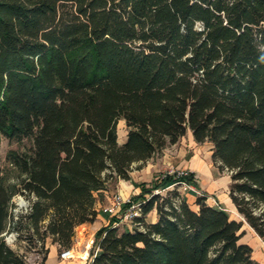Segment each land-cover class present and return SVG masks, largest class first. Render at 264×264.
Segmentation results:
<instances>
[{
    "label": "trees",
    "instance_id": "16d2710c",
    "mask_svg": "<svg viewBox=\"0 0 264 264\" xmlns=\"http://www.w3.org/2000/svg\"><path fill=\"white\" fill-rule=\"evenodd\" d=\"M188 130L213 145L233 203L264 240V0H0V134L33 142L8 155L19 187L0 176V264H26L3 239L17 192L35 200L13 228L46 262L49 242L71 249L96 222L97 193ZM194 178L140 185L135 229L120 233L114 217L89 264H257L240 243L244 222L206 195L194 209L178 189L162 194Z\"/></svg>",
    "mask_w": 264,
    "mask_h": 264
},
{
    "label": "rangeland",
    "instance_id": "374dc122",
    "mask_svg": "<svg viewBox=\"0 0 264 264\" xmlns=\"http://www.w3.org/2000/svg\"><path fill=\"white\" fill-rule=\"evenodd\" d=\"M118 141L119 144H123L122 141L126 140L128 134V128L125 121H120L117 127ZM33 148L32 140H24L21 143L11 142L5 136L0 134V176L2 177L5 184L13 189H17L20 185V172L17 168L8 160V155L11 152H17L20 154L31 153ZM213 145L209 142L198 144L189 134L181 139L177 145H170L166 149L158 152L153 156L146 164L137 163L132 168L131 180H113L109 182L106 190L101 191L96 194L97 203L96 209L98 211V216L101 215L106 219L107 226L110 225L113 221V217L105 215L102 213L103 209L112 204L113 199L117 195H122L126 199L138 196L141 193L140 185L143 183L147 187H151V183L159 178L161 175H166L168 173H175L178 171H187L193 173L189 168L190 164H195L198 169L202 166L206 170L211 171L212 175L210 176L213 179L212 182L218 185L219 190L215 191L212 195L209 194L208 186L203 185L202 188L194 185L192 189H189L186 185H174L167 190L163 191L162 194H165L169 190L178 189L179 193L187 200L190 201V205L197 209L195 202H192L194 198L203 197L209 195L207 200L208 204H212L215 207L226 208L225 203L220 200L224 195H228L230 192L231 185V174L227 171H221L216 163H214L212 158ZM150 165H154L151 167ZM194 169V168H193ZM195 173V184L200 179V170H194ZM212 183V184H214ZM126 187V188H125ZM18 191V190H17ZM22 194L17 192L13 197L11 207L12 209L16 208V203L18 202L19 196ZM119 219V224L117 228L120 233L125 231H133L136 227V223L130 222L128 220L122 219V216ZM148 222H152L157 219L156 212L149 214L146 217ZM105 223V222H103ZM13 227H7V231L3 235L5 242L10 240L11 234L13 233ZM98 233V232H97ZM97 233L94 235L92 231L89 230H79L77 229L76 237H78V244L73 245L72 248L75 250V260L68 262L67 264H82V261L85 260L84 252L86 254L85 264H89L90 261V252L92 246L88 249L87 243L88 240L92 237L93 240L96 239ZM12 249L16 252H26L28 244L24 239L18 238L17 242L13 245H10ZM60 250L59 255L60 256ZM55 256H50L48 264H60L59 259Z\"/></svg>",
    "mask_w": 264,
    "mask_h": 264
},
{
    "label": "built area",
    "instance_id": "2783aa9c",
    "mask_svg": "<svg viewBox=\"0 0 264 264\" xmlns=\"http://www.w3.org/2000/svg\"><path fill=\"white\" fill-rule=\"evenodd\" d=\"M177 173L179 177H186L189 175V172L187 171H178ZM182 185H186L189 189H192L194 187V185H188L185 183H183ZM34 200V197L29 198L25 194L19 196L18 202L16 203V208L10 209L11 219L8 224L9 227H13V224H15L21 216L27 215L31 212ZM102 213L113 218H120L122 216V219L135 223L137 218L143 216V208L141 203L133 202L132 198L126 199L122 195H117L113 199L112 204L104 208ZM119 222L115 224V227H117ZM18 238L19 233L13 229L10 240L6 242L7 245L10 246L15 244ZM78 241V237H75L74 243L78 244ZM17 253L23 258L26 264H45L46 255L44 251L39 247L32 248L28 246L26 248V252ZM75 258L74 248L63 249L60 253V259L63 261L75 260Z\"/></svg>",
    "mask_w": 264,
    "mask_h": 264
},
{
    "label": "crops",
    "instance_id": "0c3cea01",
    "mask_svg": "<svg viewBox=\"0 0 264 264\" xmlns=\"http://www.w3.org/2000/svg\"><path fill=\"white\" fill-rule=\"evenodd\" d=\"M188 134H189L190 138H192L195 141V139L193 137V133L190 130H188L187 135ZM122 142H123V144L125 143V141H122ZM150 166L154 167V165H150ZM189 168L193 171V173H194V170H200V175L201 176H200V179L197 181V188L198 187L202 188L203 185L208 186L209 189H208L207 192L209 194H211V195L215 191L219 190L218 185L215 184L214 182H212L213 179L210 178V176L212 175L210 169L206 170L205 168H203V166L200 169H198V167L195 164H193V163L190 164ZM212 183H214V184H212ZM206 196L209 198V195H206ZM220 200H222L225 203L226 208L219 207V209L224 210L227 213H229V215L231 216V218L233 220H236V221H239V222L240 221L244 222L243 231L245 232V235L241 238L240 243L251 246L252 249H253V260L257 264H264V240H262L256 234V232L246 223V221L243 218V216L239 214L235 204L233 203V201H232V199L230 197V192H229L228 195H224L222 198H220ZM187 201L190 204V201L189 200H187ZM192 202H196V198H194V200ZM208 205L215 207L211 203L208 204ZM156 221H157V219L153 220L152 222L155 223ZM103 222H105V223H103ZM106 222H107L106 219L103 218L101 215H99L95 223L82 225L78 229L79 230L92 231L93 234L95 235L102 228L107 226ZM94 241L95 240H93L92 237L88 240V243H87V248L88 249L92 246V244H94ZM48 248H49V254H48V258H47L45 264H48V260H49L50 256H55V258H57L58 255H59V247H58V245H53L51 242H49L48 243ZM83 254H84L85 260L82 261V264H85L86 259H87V257H86L87 252H84ZM58 259H59V263L60 264H67L68 262L70 263V262L74 261V260L63 261V260L60 259V256L58 257Z\"/></svg>",
    "mask_w": 264,
    "mask_h": 264
}]
</instances>
